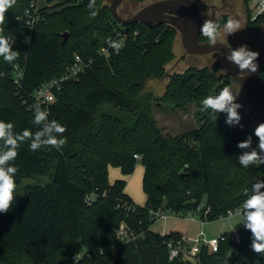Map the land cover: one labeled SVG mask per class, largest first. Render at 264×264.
Segmentation results:
<instances>
[{"label":"trees","instance_id":"trees-1","mask_svg":"<svg viewBox=\"0 0 264 264\" xmlns=\"http://www.w3.org/2000/svg\"><path fill=\"white\" fill-rule=\"evenodd\" d=\"M37 1L17 0L6 13L5 34L15 36L12 49L21 54L13 64L0 57V71L7 72L0 75V120L12 122L16 131L35 132L40 126L31 123L34 90L60 75L76 53L92 63L80 81L57 91L51 106L48 119L65 127L66 145L34 152L25 142L18 149L16 199L9 212L0 213V264H192L183 252L170 258L166 240L182 235L152 229L156 217L151 210L186 213L206 200L212 211L202 218L209 221L241 206L245 190L250 195L252 184L264 181V165L244 168L238 160L245 150L237 145L248 136L257 148V124L241 108L240 124L232 126L226 113L214 121L199 110V127L172 134L158 123L153 102L183 110L191 103L201 106L203 98L233 84L224 64L220 71L218 66L173 70L163 93L155 95V81L149 80L163 77L179 56L175 27L126 25L125 46L117 55L106 41L120 23L107 0H96L92 8V0H46L51 5L38 6L39 18L30 25L27 12ZM96 9L98 15L90 18ZM226 20L216 19L221 26ZM262 23L264 12L253 25ZM199 40L208 41L202 34ZM16 64L25 69L21 84L12 78ZM249 84L257 95L264 93V67ZM139 160L145 166L144 205L126 193L125 177L114 182L109 177L111 165L126 176ZM89 195L94 198L88 200ZM120 200L137 204V210L118 207ZM122 221L143 237L119 242L116 229ZM239 235V242L228 238L217 251L203 245L199 264H264V255L252 251L251 233L242 222ZM77 254L82 257L75 263Z\"/></svg>","mask_w":264,"mask_h":264},{"label":"clouds","instance_id":"clouds-1","mask_svg":"<svg viewBox=\"0 0 264 264\" xmlns=\"http://www.w3.org/2000/svg\"><path fill=\"white\" fill-rule=\"evenodd\" d=\"M96 0L88 5L92 8ZM193 0H188V3ZM17 0H0V57L8 64H13L19 57L20 52L12 49L15 42V36L11 33L5 34L4 25L6 23V13L15 6ZM99 13L96 9L89 13L90 18L94 19ZM164 16L174 15L167 11ZM225 35L235 34L242 29L238 19L228 17L223 24ZM201 34L207 38L209 44L215 45L221 35V25L214 19H205L200 27ZM118 55L125 46L124 40L106 41ZM259 52L249 50L247 45L231 49L227 60L235 64L240 79H243L249 73H255L259 65L257 60ZM239 90L233 91L232 88L225 86L217 94L209 95L202 99L200 111L208 113L211 119L216 121L218 113H226V123L229 126L240 124L241 115L238 109L241 104L236 103V97ZM33 112L31 123L40 126L35 132L28 128L22 131H16L12 122L0 120V213H7L11 210L16 199V175L19 171L14 161L18 156V149L21 144L28 142L31 151H38L42 148L62 149L67 140L63 137L66 129L56 120H49V113L42 105L37 102L30 106ZM254 135L258 139L257 148L252 147V136L238 143V148L245 150L239 156L238 160L241 166L248 168L252 165H264V122L259 123L254 129ZM258 149V150H257ZM264 181H257L251 186V194L246 189L244 195L247 197L242 206L237 210L242 217L246 230L251 233V249L259 255H264ZM231 216V213H229ZM233 227L231 231H234Z\"/></svg>","mask_w":264,"mask_h":264},{"label":"rangeland","instance_id":"rangeland-1","mask_svg":"<svg viewBox=\"0 0 264 264\" xmlns=\"http://www.w3.org/2000/svg\"><path fill=\"white\" fill-rule=\"evenodd\" d=\"M146 1L147 0H140L138 2L133 1L129 8L124 9V12L129 13L130 11L134 9L137 10ZM242 1L243 0H209L210 3L216 4V5H222L224 4V2L228 3V6L226 5V8H225L228 10H225V11L223 10L224 13L225 12L230 13L233 18L238 19L240 21L243 27L244 22L242 19V15L244 14L243 12L244 7H243ZM107 2L110 4L112 0H107ZM37 5L39 7H45L51 4H48L46 0H38ZM249 5L252 8V13L256 12V1L250 0ZM221 13L223 12H220V14L218 15H221ZM237 15L238 16L241 15V17H238ZM167 26H168L167 23H163L162 25V27H165V28ZM118 27H120V25ZM117 31H118V28H114V32H117ZM248 35L249 34L246 29L244 31L236 32V36L238 37L246 38L248 37ZM231 38H232L231 35H225L224 32L221 31V35L218 38V41L227 42ZM239 46H242V44L239 42H235L234 48H237ZM257 46L258 45L256 43L255 44L253 43L252 45H250L251 51H255V48ZM175 50L179 56L184 52V46H183L181 36L179 33H177ZM99 51H104V48L100 47ZM177 59L180 60L179 58ZM222 63H223V56L220 51H213V52L205 53V54H198V53L190 54L189 53L187 54V56L182 57L178 66L175 68V71L183 72L187 68H190V67H216V66H218L219 68L218 70L220 71V70H224ZM172 70L173 69L172 68L170 69L169 67V69L165 72V75L163 77H157V78H153L149 80V81H155L154 84H151L152 85L151 90L154 92L155 95H158V94L161 95L163 93L165 85H166V81L169 80L168 74L171 73ZM74 81H80V80L76 78L74 79ZM230 88H232L234 92L239 90V94L236 97V103L242 105L241 109H243L250 118L253 119V118H256L257 116H261L264 119V113H262V110H264V93L257 95L256 93H254L255 91H253L252 86H251L249 97L253 99V101L255 102L257 106L254 114L251 117L250 113L252 110V104L247 99L246 87L243 84L233 82ZM57 99L58 97L56 95V99L52 102H44L40 100H37V102H39L44 107V109L48 111L50 115L51 106L57 102ZM199 107L201 106H198L196 103H191L187 107L186 110H183L179 108L170 107L166 103L159 102L158 100H154L153 102V110H154V114L156 118L158 119V123L161 125V127L163 128L165 132H170L172 134L182 133V132L194 129L196 127H199V116H198V111L200 110ZM255 123L258 125L259 123H261V121L259 119H256ZM142 165H143L142 162L139 160L136 163V166L133 172L129 174L128 176L126 175L127 177L126 178L127 179L126 189L139 202H141V199L146 196L144 188H143V181H142V173H141ZM112 167L113 168H112L111 178L114 181L116 178L115 173L122 175L121 173L122 170L119 166H112ZM117 168L119 170H115ZM165 211L169 215V218L166 221L160 218L158 219L156 218L155 222L153 223L154 225L153 228L155 229V231H162V229L164 228L167 229L170 224H174L175 222L183 224L186 221H189L188 233L181 243L184 254L188 253L189 247L191 244H193V241L195 237L197 236L198 232L203 231L206 237L211 238V237L219 236L223 233H232L231 230L234 227L235 228L234 232L239 234V224L242 220V217L238 214V212H236L235 214L231 216H222V217H219L213 220L205 221L202 227V223L200 221L193 220L190 218H183V216L182 218H178V216H176L170 209H166ZM186 257L192 261V264H199L197 255L187 254Z\"/></svg>","mask_w":264,"mask_h":264},{"label":"built area","instance_id":"built-area-1","mask_svg":"<svg viewBox=\"0 0 264 264\" xmlns=\"http://www.w3.org/2000/svg\"><path fill=\"white\" fill-rule=\"evenodd\" d=\"M256 1V13L254 14V17H257L259 14L264 12V0H255ZM38 11V5L37 3H32V7L27 12L29 16V24L32 25L35 20L39 18ZM125 27L126 25L120 23V27H118V31L114 32V36L111 40H120L125 38ZM102 53L107 52L106 49L104 51H101ZM92 63V58L86 59L81 54L76 53L74 60L72 63L66 66L65 70L58 76H55L49 80H46L43 82L38 88H36L33 92V95L35 96L36 100L44 101V102H52L56 99L57 91L61 92L65 86V84L69 81H72L79 77V75L82 72L87 71V67ZM25 69L20 66L19 64H16L13 73L12 78L13 81L16 84H21L23 80ZM0 75L6 76V71H0ZM136 158H141L139 154L134 155ZM94 198L93 195L88 196V200H92ZM242 206V205H241ZM236 207L235 209H229L226 216H230L235 214L237 210L241 207ZM118 207H122L126 209L128 212H135L137 210V204L131 203L128 200H120ZM172 211V210H171ZM212 211V205L207 202L206 200H203L199 202L196 205L195 209L189 210L186 213H183L182 211H172L177 216H189V217H196L199 216L202 218V215L207 216ZM153 215L158 219L166 220L168 218V214L165 212V209L159 208L157 210H151ZM204 219V218H202ZM116 236L119 242L124 243L131 240H136L139 237H143L142 233H139L133 228L128 222L122 221L119 225V227L116 229ZM162 233V232H161ZM169 233V232H168ZM167 232L163 231V235L168 234ZM185 237L181 236V238H175L170 237L166 240V243L168 247L170 248V258L173 259L177 256H179L183 250H182V241ZM228 238L239 242L240 241V235L232 231L230 235L223 233L216 237L208 238L205 236L203 231H200L198 235L195 237L193 244L190 245L188 253L184 254L185 257L187 254L189 255H197L203 245H207L210 251H217L219 250V247L221 243ZM102 252L107 251L106 249H102ZM82 257V254H77L75 256V263L79 261V259ZM187 258V257H186Z\"/></svg>","mask_w":264,"mask_h":264},{"label":"water","instance_id":"water-1","mask_svg":"<svg viewBox=\"0 0 264 264\" xmlns=\"http://www.w3.org/2000/svg\"><path fill=\"white\" fill-rule=\"evenodd\" d=\"M124 0H112L110 3V8L113 16L116 20L124 25H129L133 23H145L151 27L156 25H162L167 23L177 29L181 36L183 46L185 48V54L198 53L205 54L213 51H220L223 56V64L226 73L232 78L234 82L243 84L246 87V96L248 101L252 104V110L250 116L254 114L256 110V104L249 97L251 86L249 82L259 75L262 68L264 67V43L258 50L259 57L257 64L259 65L257 72L247 74L243 79L238 76V67L227 60V56L230 55L231 49H233V43L217 41L215 45L209 44V41L201 42L199 37L201 35L200 27L204 22V17L202 14V9L198 3L193 0V2L188 3V0H156L153 1L142 8H140L135 14L126 17L123 16L119 11V6ZM167 11L174 15L164 16V12ZM216 15H212L210 19L215 20ZM69 37V32L64 33L63 44ZM259 119L264 122L263 117L257 116L253 118L252 121L255 122Z\"/></svg>","mask_w":264,"mask_h":264},{"label":"flooded vegetation","instance_id":"flooded-vegetation-1","mask_svg":"<svg viewBox=\"0 0 264 264\" xmlns=\"http://www.w3.org/2000/svg\"><path fill=\"white\" fill-rule=\"evenodd\" d=\"M133 1L138 2L140 0H124L119 6V11L121 13H123L124 15H126V17H129V16L135 14L140 8H142L143 6L149 4V3L153 2V1H156V0H150V1L147 0L137 10L134 9V10L130 11L129 13L124 12V9L125 8H129ZM195 1L198 3L200 8L202 9V14H203L204 20L205 19H210L212 17V15H214V13L216 15L215 20L217 18L219 19V18H221L223 16H227V18L228 17H232V15L230 13H228V12L224 13V11L227 10V9H225L226 8L225 4L216 5V4L210 3L209 0H195ZM220 12H223V13H221L222 16L218 15V14H220ZM239 17H241V16H239ZM256 18L257 17H254V15L251 17L250 20H249V16H248V19H247V17H242L244 23H243V27H242V29L240 31H244L246 29L249 35L246 38H242V37L236 36V33L235 34H231L233 39L231 38L227 42L228 43H230V42L233 43V49H235L234 48L235 42L241 43L242 46L243 45H247L249 50H251V47H252V46L250 47V45H252L253 43L254 44L256 43L258 46L255 48V51L258 52V50L260 49V47L264 43V27H262V26L254 27L253 24H254ZM222 26H221V31H223ZM259 40H260V42H259ZM187 54H189V53L185 54V48H184V52L178 58L181 60L182 57L187 56ZM180 60H178V59L175 60V62L171 65L170 69L172 68L175 71V68L178 66Z\"/></svg>","mask_w":264,"mask_h":264},{"label":"crops","instance_id":"crops-1","mask_svg":"<svg viewBox=\"0 0 264 264\" xmlns=\"http://www.w3.org/2000/svg\"><path fill=\"white\" fill-rule=\"evenodd\" d=\"M242 3H243V7H244V10H243V12H244V14L242 15V17H247V19H248V16H250V15H254L256 12H254V13H252V8H251V6L249 5V2L247 3L246 2V0H243L242 1ZM224 4L225 5H227L228 6V3H225L224 2ZM228 10V9H227ZM238 16V15H237ZM241 16V15H240ZM239 17V16H238ZM260 26H262V27H264V23H262V24H260L259 25V27ZM256 29V28H255ZM143 164V163H142ZM112 166H110V168H109V177H110V182H114L116 179H118V178H122V177H125V178H127L126 176H124L123 175V173H122V175H119L118 173H115V180L113 181V179L111 178V174H112ZM115 170H119L118 168L117 169H115ZM144 172H145V166H144V164L142 165V167H141V173H142V181H143V176H144ZM128 176V175H127ZM112 179V180H111ZM126 181H127V179H126ZM125 191H126V193H128L129 195H130V197L133 199V201L135 202V203H137V204H139V205H144L145 204V202H146V199H147V196H145L144 198H142L141 199V202H139V201H137L133 196H132V194H130L128 191H127V189H126V187H125ZM145 195H146V193H145ZM166 210V209H165ZM166 212V211H165ZM177 216V215H176ZM168 218H169V216H168ZM167 218V219H168ZM178 218H182V216H178ZM183 218H190V219H193V220H197V221H200L201 223H202V227H203V225H204V223H205V220H203L201 217H199V216H196V217H189V216H183ZM166 219V220H167ZM165 220V221H166ZM187 220H189V219H187ZM169 225V224H168ZM153 224H152V226H151V228L152 229H154L153 228ZM188 226H189V221H186L185 223H183V224H180V223H178V222H175L174 224H170L169 226H168V228L166 229V228H164V229H162V231H159V232H162L163 233V231H165V232H171V231H178L183 237H186V235H187V233H188ZM155 230V229H154ZM199 233V232H198ZM198 235V234H197Z\"/></svg>","mask_w":264,"mask_h":264}]
</instances>
